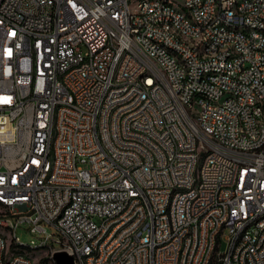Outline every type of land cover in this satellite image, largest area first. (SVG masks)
<instances>
[{"label": "built area", "instance_id": "2783aa9c", "mask_svg": "<svg viewBox=\"0 0 264 264\" xmlns=\"http://www.w3.org/2000/svg\"><path fill=\"white\" fill-rule=\"evenodd\" d=\"M230 1L185 0L176 16L174 0H0V264H264V5ZM23 224L36 240L14 235ZM14 246L45 255L6 261Z\"/></svg>", "mask_w": 264, "mask_h": 264}, {"label": "bare ground", "instance_id": "6f19581e", "mask_svg": "<svg viewBox=\"0 0 264 264\" xmlns=\"http://www.w3.org/2000/svg\"><path fill=\"white\" fill-rule=\"evenodd\" d=\"M207 1V0H199ZM261 4L264 5V0H261ZM241 6V0H231L229 2V10L237 11ZM185 7V0L183 5H179L175 2H168V10H175L176 16H187V8ZM165 28L174 41L183 43L184 45H194L193 55L195 57L209 58V51H204L205 41H201V35H193L191 38V32L181 30L174 20H165ZM228 31H236V23H228ZM248 34H260V26H249ZM197 43V44H196ZM159 51L170 52L171 43H159ZM227 52H234V45H227ZM172 63L175 64L180 72H189V65L187 58L182 52H175L172 56ZM135 78H144V71L128 70L124 74V81L133 82ZM49 134H57V126H49ZM204 165V156H197L194 160V167H202ZM192 184H199V171H192ZM45 191H54L53 183H45ZM175 195H183V188H175V192H167L165 194V203H173ZM58 216H50L49 224H57ZM9 233L6 228H0ZM101 236H108V229H101ZM2 245H6L5 238L0 234ZM25 248L24 246H14L8 249L17 250L14 255L7 256L6 261H14L15 257H19L24 260H31L27 256L21 254L18 250ZM29 251H38L39 249H29ZM101 252V243H93L91 246V255H99ZM8 253V252H7ZM218 256V248L209 247L207 251V259H215ZM72 264H81L79 259H72Z\"/></svg>", "mask_w": 264, "mask_h": 264}, {"label": "rangeland", "instance_id": "374dc122", "mask_svg": "<svg viewBox=\"0 0 264 264\" xmlns=\"http://www.w3.org/2000/svg\"><path fill=\"white\" fill-rule=\"evenodd\" d=\"M175 3L179 5H183L184 0H174ZM45 233L51 236L53 238L56 234L55 230L50 227V226H44ZM14 235L19 238V240L23 243L26 244L30 239H35V236H38V234H32L28 232L27 230V225H19L18 227L15 228L13 231ZM0 234L2 237L5 238L6 245L10 244V235L7 231L5 230H0ZM36 240V239H35ZM10 248V247H9ZM21 254L27 256L29 259L32 260V262H35L38 257H44L45 252L38 250V251H29L26 248H22L21 250H18ZM17 252V250H11L8 249L7 256L14 255Z\"/></svg>", "mask_w": 264, "mask_h": 264}, {"label": "water", "instance_id": "95a60500", "mask_svg": "<svg viewBox=\"0 0 264 264\" xmlns=\"http://www.w3.org/2000/svg\"><path fill=\"white\" fill-rule=\"evenodd\" d=\"M52 258L54 260V264H72L71 257L63 252L54 253Z\"/></svg>", "mask_w": 264, "mask_h": 264}]
</instances>
